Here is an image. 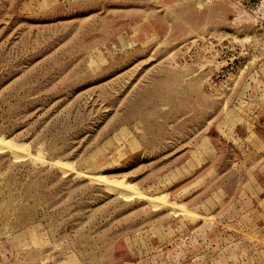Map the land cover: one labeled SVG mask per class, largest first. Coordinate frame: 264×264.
Instances as JSON below:
<instances>
[{
    "label": "rangeland",
    "instance_id": "1",
    "mask_svg": "<svg viewBox=\"0 0 264 264\" xmlns=\"http://www.w3.org/2000/svg\"><path fill=\"white\" fill-rule=\"evenodd\" d=\"M0 264H264V0H0Z\"/></svg>",
    "mask_w": 264,
    "mask_h": 264
}]
</instances>
